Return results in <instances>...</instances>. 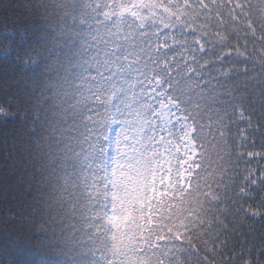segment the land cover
I'll list each match as a JSON object with an SVG mask.
<instances>
[{
    "label": "snow or ice",
    "instance_id": "obj_1",
    "mask_svg": "<svg viewBox=\"0 0 264 264\" xmlns=\"http://www.w3.org/2000/svg\"><path fill=\"white\" fill-rule=\"evenodd\" d=\"M56 7L41 35L56 73L42 133L55 207L22 221L55 256L30 264H212L227 246L211 239L222 216L227 231L222 209L264 218V131L245 105L253 90L264 95V0ZM6 36L0 56L14 52ZM225 256L253 264L251 248Z\"/></svg>",
    "mask_w": 264,
    "mask_h": 264
},
{
    "label": "trees",
    "instance_id": "obj_2",
    "mask_svg": "<svg viewBox=\"0 0 264 264\" xmlns=\"http://www.w3.org/2000/svg\"><path fill=\"white\" fill-rule=\"evenodd\" d=\"M70 2L75 0H0V35L6 33L5 39L15 37L13 54L0 56V106L10 113L8 116L0 114V262L15 260L16 264H30L34 257L52 259L55 256V253L40 248V237L34 234L37 226L22 221L26 216L40 220L46 208L55 207L49 204L55 177L48 167L47 141L42 133L46 127L45 117L51 118L56 103L55 97L50 98L56 73L52 71L55 61L48 59L41 35L46 25L58 23L56 6ZM256 47L261 45L256 44ZM25 58H37L39 63L33 68L24 64ZM249 104L253 122L259 119L264 131L261 90H253L245 101L246 107ZM37 112L40 119L34 120ZM32 124L36 126V133L30 131ZM36 137H39V144ZM259 196L257 190L256 198ZM221 211L227 214V231L222 216L220 224L212 229L211 239L219 235L223 242L226 238L227 246L224 251L216 252L212 264H243L242 258L228 260L225 252L243 249L247 253L249 248L252 249L253 264H264V218L254 219L242 208L236 211V206L231 204ZM60 215L57 210L52 218L57 230L61 226L57 219ZM71 223L70 219L64 218L65 227ZM195 231H208L207 218L204 229L197 224ZM257 250H261L259 260L255 258ZM191 264H198L196 257H192Z\"/></svg>",
    "mask_w": 264,
    "mask_h": 264
}]
</instances>
